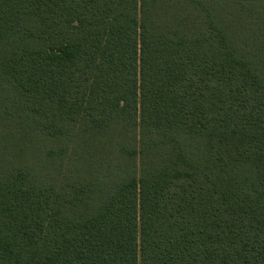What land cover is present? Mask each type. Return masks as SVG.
<instances>
[{"label":"trees","instance_id":"obj_1","mask_svg":"<svg viewBox=\"0 0 264 264\" xmlns=\"http://www.w3.org/2000/svg\"><path fill=\"white\" fill-rule=\"evenodd\" d=\"M0 264H264V0H0Z\"/></svg>","mask_w":264,"mask_h":264},{"label":"rangeland","instance_id":"obj_2","mask_svg":"<svg viewBox=\"0 0 264 264\" xmlns=\"http://www.w3.org/2000/svg\"><path fill=\"white\" fill-rule=\"evenodd\" d=\"M12 133V130H8L5 133L0 132V150H2L5 146L8 147L10 143L15 144V142L10 141L11 139L6 138L5 135H10Z\"/></svg>","mask_w":264,"mask_h":264}]
</instances>
